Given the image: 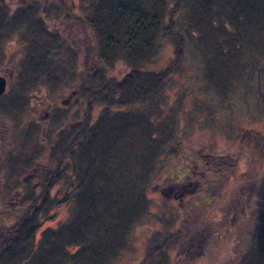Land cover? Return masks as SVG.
<instances>
[{
    "label": "rangeland",
    "instance_id": "obj_1",
    "mask_svg": "<svg viewBox=\"0 0 264 264\" xmlns=\"http://www.w3.org/2000/svg\"><path fill=\"white\" fill-rule=\"evenodd\" d=\"M222 1L209 2L217 12L209 29L204 10L195 18L187 6L179 12L173 29L182 35V61L153 97L131 107L119 108V101L111 100L96 101L90 108L92 126L99 118L107 121L121 113L139 118L130 129L125 126L127 137L138 147L131 154L139 155L140 146L151 145L150 154L138 162L131 158L134 167L129 166L123 179L137 187L141 172L148 174L144 164L155 169L140 185L148 205L143 217L137 220L128 208L135 209L136 191L124 181L103 182V177L100 181L99 176L84 173L90 168L86 163L65 159L60 178L39 201L40 210L30 213L36 223L25 225L14 246L0 254V264L11 259L16 264H62L64 253L74 255L78 263L84 259L98 264H264L260 253L264 240L259 241L264 237V47L262 41L253 45L244 34L251 31L250 20L261 17L260 0L240 1L242 40L232 42L231 49L224 43L216 51L215 43L229 44L214 28ZM90 2L0 0V76L6 79L0 95V222L11 220L7 214L12 210L13 216L18 214L12 218L14 228L25 220L22 213L34 202L37 183L58 165L53 160L57 144L84 119L85 81L89 78L91 87L98 89L106 79L121 81L132 70L130 63L119 59L106 62L98 52L96 31L88 28L94 47L88 78L83 76L82 52L72 57L82 50L83 37L72 12L81 16ZM31 5L38 7L34 16ZM62 5L72 11L64 13ZM219 18L224 35L234 36L225 16ZM39 24L45 31L36 29ZM254 31L257 40L260 26ZM151 45L141 69L162 72L174 60L173 40L158 33ZM161 134L166 140L157 158L154 146ZM122 142L126 143L124 137L113 146L121 151ZM97 144L87 149V159H92ZM28 156L31 164L38 163L36 178L29 176L30 169L24 171L30 167ZM76 156L81 157L75 152ZM125 156L121 158L126 164ZM122 169L128 170L125 165ZM85 177L91 179L93 190L102 186V198L77 205L72 196ZM6 229L0 228L1 246ZM26 229L31 238L34 233V244L28 243ZM39 240L43 246L35 245ZM28 251L31 258L26 257Z\"/></svg>",
    "mask_w": 264,
    "mask_h": 264
},
{
    "label": "trees",
    "instance_id": "obj_2",
    "mask_svg": "<svg viewBox=\"0 0 264 264\" xmlns=\"http://www.w3.org/2000/svg\"><path fill=\"white\" fill-rule=\"evenodd\" d=\"M241 0H223L221 4L223 5V11L221 12L222 15L218 13L216 16L218 20V24L215 25L214 28H217V35L222 36V40H228L229 44L225 41H219L215 43L216 51L220 49V46L222 47L224 43H226L231 49L232 42L239 43L241 42L242 37L239 32L244 28L243 24L238 22V17L242 16L243 14V8L240 5ZM244 1V0H243ZM254 2L255 0H251ZM212 2V0H91L89 9L86 13L77 15L76 13L72 12L74 14V19L76 21V28H78V31H81V47L82 50L79 52L75 51L72 54L73 58H76L80 55L82 52V63L80 64L83 67V76L85 78H88V71L87 64L89 60V56L91 52L93 51V45L90 44V36L88 32V28H91L93 30V33L95 32V35L97 39H99V45H98V52L100 55H102V58L105 59V61H114L115 59H119L121 61L130 63L131 65V72L127 74V77L121 81L116 80L115 78H108L106 79V82L102 83L101 86L98 89H93L91 85L89 84V78L85 81L87 89L86 92V111L84 114V119L78 121L76 125V128L73 129L71 132V135H69V138L67 140H64L57 144L58 151L53 154V160L54 162H59L58 165L56 164V167L53 171V173L47 174L45 177H43L40 184L36 187L39 191L41 189V192L35 190V197L34 202H32L31 206H28L27 209V216L24 220L25 225H34L36 223L35 217L32 218V215H30L31 212H36V206H40L39 201L40 199H44L45 196L49 195V189L53 187V185L58 181L60 178V171L62 163H64L65 159H68L69 161H76L80 160L81 163H86L87 167H90L84 171V173L91 174V177L93 175H97L101 178L103 177L104 181L111 180L112 182L117 180L124 181L123 173L129 172L130 168L129 166H133V163H131L132 159L134 161L143 160L146 155L150 154V146H147V149L144 146H140L139 148V155H132L131 151L133 149H138V147H135L137 143H134L130 140L129 137H127L128 132L125 128H131L133 126V122H139V118L132 115H126V114H120L119 116L111 117V119L107 120L108 118H99L97 123L92 126L91 121V106L96 101H100L101 104H106L110 102L111 100L119 101V108H125L131 107L135 105L136 103H139L143 100H146L150 97H153V94L156 93L163 82L165 81L166 77L176 68H178L182 61V35L179 31L173 29V25L176 22V17L179 14V12L182 10L184 6H187V8L191 12V18H195L196 13L201 10L205 12V26L207 29L211 28L210 20L214 14L217 12L214 11V7L209 3ZM260 6V13L261 17L259 20L251 19L249 22V27L251 31H248L244 33L245 35L248 34L249 42H251L254 45L253 41H256L255 44L260 45L262 41V48L264 47V0H260L258 3ZM65 7L66 11L64 13H70V9H68L67 6L62 5V8ZM30 15L34 16V13L36 10H38L37 6H30ZM85 8V6H84ZM86 9V8H85ZM84 10V9H83ZM211 13V14H210ZM29 15V14H28ZM220 16H225L227 19L228 25L231 28V30L235 31V35L233 36V33H230L228 35L224 31H222L221 27V21L219 20ZM201 19V18H200ZM199 19V20H200ZM1 21V20H0ZM224 23V22H223ZM260 26L261 36L255 39V33L258 27ZM44 26L39 24V27L36 28L38 31H42ZM158 33H162L163 35H166L173 40L174 45V53L175 57L174 60L164 69L162 72L154 73L151 70L141 69V64H145L147 61L145 60L146 57L150 56V49L152 48L151 40L158 35ZM92 34V32H91ZM221 34V35H220ZM243 34V35H244ZM245 38V37H244ZM78 39V36H77ZM76 39V40H77ZM245 42L247 43V39H245ZM78 44V43H77ZM214 50V55L217 54ZM220 51V50H219ZM211 62V60H209ZM81 67V68H82ZM82 76V77H83ZM83 77V78H84ZM129 78V79H127ZM88 82V84H87ZM92 89H91V88ZM86 91V90H85ZM128 109V108H127ZM129 111V110H128ZM136 117V118H135ZM163 134V133H162ZM161 134V138L156 139L154 151L156 147V155L157 158L161 154V149L163 143L165 142L164 137ZM124 137L126 140V143L121 144V151L118 147L115 148L113 146L114 142L120 138ZM156 137V135H155ZM60 138V137H59ZM152 138V137H151ZM93 143H99L100 147H97L94 150V154L92 156V159H87V149L91 147V144ZM141 145V144H138ZM143 145V144H142ZM135 147V148H134ZM42 150V145H41ZM122 153H118V151ZM152 151V149H151ZM77 152L80 154L81 157L76 156L73 158V154ZM146 153V155H145ZM56 155V156H55ZM106 155H108V161L106 160ZM125 156L127 159V163L125 164V161H123L121 158L122 156ZM55 156V157H54ZM55 158V159H54ZM136 159V160H135ZM110 160V162H109ZM142 163V162H141ZM80 165V164H79ZM123 165L126 166V169L123 170ZM143 168V170H148V174L141 172L142 174L138 176L140 179L137 180L136 184L137 187L134 185H129L126 183L127 181H124V185H129L133 190L136 191L135 197H134V204L135 209L128 207L130 210H132V214L134 218L139 220V218H142L143 211L147 209V201L144 197L145 195V188L143 189L142 186V179L146 175V178L149 177V174H155V169L150 167L149 165ZM111 167V168H110ZM131 168V169H132ZM147 172V171H146ZM86 178V177H85ZM84 178L83 183L79 186L78 185V191L76 196V203L77 205H84L85 203H88L90 201H98L102 196H100V191H102V186H98V190H93L92 187V181L89 178ZM128 178V177H127ZM137 179V178H136ZM113 182V183H114ZM101 184V182H99ZM137 188V189H136ZM32 191V192H33ZM43 191V192H42ZM81 193H85V198L78 197ZM88 195V196H87ZM134 195V194H132ZM127 198L126 196L123 197L122 202L127 204ZM133 199V198H132ZM124 205V206H125ZM127 206V205H126ZM11 209V208H10ZM10 213V214H9ZM138 214V215H137ZM8 218L13 217L12 210H8L7 214ZM135 219V220H136ZM11 220L7 219V222L4 221V226L7 228L6 231H4L5 235L8 236H14L13 235V224H11ZM2 222H0L1 224ZM8 224V225H7ZM1 226V225H0ZM38 226V225H37ZM15 229V228H14ZM29 230V229H27ZM123 230L126 231V227L123 226ZM12 231V233H11ZM31 230L27 231L26 236L30 233ZM66 234H71V226H69L68 230H66ZM263 236V235H262ZM260 236L259 241H263L264 237ZM5 238V237H4ZM30 244H34V236L32 235V238L28 236V239ZM187 241V240H186ZM185 241V242H186ZM170 242V241H169ZM203 242V241H202ZM171 243H176L175 240ZM205 243V242H203ZM15 243L10 244H3V246L0 245V254L4 251L6 247H8L5 250H9V248H12ZM76 243H74L75 245ZM28 245V244H27ZM35 245L40 247L43 246L41 241L35 242ZM83 246V247H82ZM82 249H84V244H82ZM175 246V244H174ZM158 248V246H156ZM160 249V248H159ZM60 250H62V245H60ZM103 251V248L101 249ZM156 249L152 250L155 251ZM32 251V250H31ZM263 252L264 256V245H262L260 253ZM30 251H28L27 258L30 257ZM66 255V258L63 260L62 264H69L70 263H77V264H98L99 261H91L87 263L86 260L82 259L79 263L74 259V255H69V253H64ZM252 254V253H251ZM253 255V254H252ZM29 260V259H28ZM27 260V262H28ZM22 262H25L24 260ZM5 264H16L15 260H4Z\"/></svg>",
    "mask_w": 264,
    "mask_h": 264
},
{
    "label": "flooded vegetation",
    "instance_id": "obj_3",
    "mask_svg": "<svg viewBox=\"0 0 264 264\" xmlns=\"http://www.w3.org/2000/svg\"><path fill=\"white\" fill-rule=\"evenodd\" d=\"M5 79V78H4ZM5 81H6V79H5ZM5 86H6V83H5ZM4 92L5 91H3V93H1L0 95H2V94H4ZM32 148H33V146H32ZM35 148V147H34ZM40 152H41V147H36V157L38 156V155H40ZM31 155V154H30ZM31 158V157H30ZM30 158H29V156L25 159V161H27L28 163H29V165H30V167H28V168H25L24 169V171H26V170H29L30 169V177L31 178H36V176L35 175H37V167H38V163H34V164H31V160H30ZM12 160H13V158H11ZM40 165V164H39ZM40 177L42 178V175H40ZM43 179V178H42ZM40 181H42V180H40ZM40 181L37 183V186L39 185V183H40ZM36 186V187H37ZM37 189V188H36ZM36 189H34V190H36ZM168 192H170L171 193V189H169L168 190ZM5 207H7V206H5ZM37 209H39L40 210V206H36V210ZM39 210H37V211H39ZM10 214V213H9ZM22 214H24V216H25V218H26V216H27V211L25 212H23ZM21 213H20V215H22ZM16 216H13L14 218H18V214H15ZM19 215V216H20ZM12 217V218H13ZM17 223V227L15 228V229H13L12 231H13V235L14 236H7V237H5L4 239H5V241L3 242L4 244H10V243H15L16 242V240H15V238H17V235L18 234H22V232H24V227H25V223H24V221H21V222H16ZM2 224H4V226H5V223L4 222H2ZM8 225V224H7ZM4 226H0V228H3ZM19 229V230H18ZM14 230H16V232H14ZM11 231V232H12ZM4 232V231H3Z\"/></svg>",
    "mask_w": 264,
    "mask_h": 264
},
{
    "label": "water",
    "instance_id": "obj_4",
    "mask_svg": "<svg viewBox=\"0 0 264 264\" xmlns=\"http://www.w3.org/2000/svg\"><path fill=\"white\" fill-rule=\"evenodd\" d=\"M5 89V79L4 77L0 76V94L3 93Z\"/></svg>",
    "mask_w": 264,
    "mask_h": 264
}]
</instances>
